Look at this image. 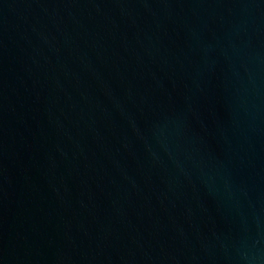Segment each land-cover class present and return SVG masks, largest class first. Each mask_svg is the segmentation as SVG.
I'll list each match as a JSON object with an SVG mask.
<instances>
[{
    "label": "water",
    "instance_id": "obj_1",
    "mask_svg": "<svg viewBox=\"0 0 264 264\" xmlns=\"http://www.w3.org/2000/svg\"><path fill=\"white\" fill-rule=\"evenodd\" d=\"M0 264H264V0H0Z\"/></svg>",
    "mask_w": 264,
    "mask_h": 264
}]
</instances>
